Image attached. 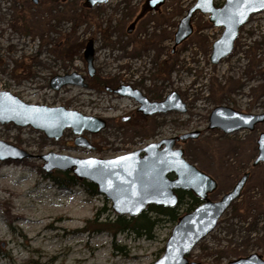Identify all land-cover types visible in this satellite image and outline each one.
Instances as JSON below:
<instances>
[{
    "label": "rangeland",
    "instance_id": "obj_1",
    "mask_svg": "<svg viewBox=\"0 0 264 264\" xmlns=\"http://www.w3.org/2000/svg\"><path fill=\"white\" fill-rule=\"evenodd\" d=\"M84 1L0 0V91L27 104L64 107L106 122L97 135L82 134L93 150L75 146L70 129L53 140L30 127L0 124V141L32 155L0 162V264H153L177 222L163 220L141 236L131 231L113 236L98 225L117 217L110 202L80 186L57 187L44 178L39 157L112 159L195 132L198 138L175 146L215 181L210 201H219L243 174L249 177L188 261L227 264L250 254L264 260V164L252 166L264 123L229 135L208 129L216 107L264 114V12L249 19L231 55L213 66L211 44L222 29L204 16H194L192 35L173 48L177 24L196 0H166L171 11L149 13L131 34L127 29L145 0H112L86 9ZM89 40L95 53L92 78L82 55ZM71 74L86 86L50 87L52 78ZM119 87L137 89L150 101L175 92L187 111L142 117L133 99L113 92ZM126 117L130 120L122 122ZM190 203L184 195L177 205L180 217Z\"/></svg>",
    "mask_w": 264,
    "mask_h": 264
},
{
    "label": "water",
    "instance_id": "obj_2",
    "mask_svg": "<svg viewBox=\"0 0 264 264\" xmlns=\"http://www.w3.org/2000/svg\"><path fill=\"white\" fill-rule=\"evenodd\" d=\"M31 1L38 3V0ZM110 1L112 0H85V6L93 8ZM217 2L221 4L217 6ZM163 4L164 0H145L150 12L157 11ZM263 12L264 8L256 3L241 17L236 14V0H210L206 3L196 0L178 22L173 35V48L184 43L192 35L193 16L206 15L212 27L222 29L219 38L211 44L209 63L215 66L231 55L240 29L252 16ZM133 26L131 24L128 27V33L132 31ZM82 55L88 77L92 78L95 55L92 40L86 43ZM68 85L86 86L84 79L77 74L54 77L50 81V87L56 91ZM115 92L122 97L133 99L138 104L139 112L146 117L187 111L186 105L175 92H171L159 102L150 101L140 91L131 87H120ZM208 122L209 130L218 129L224 135H229L241 130L252 131L255 126L264 123V114H241L220 106L212 110ZM0 124H12L18 128L30 127L53 140L60 139L64 131L70 129L76 136L75 146L90 150H93V146L82 134L87 132L97 135L106 127L105 120L84 116L64 107L27 104L7 91H0ZM198 136L199 133L195 132L164 139L112 159H79L55 153L42 155L39 159L43 162L41 168L45 174L54 171L71 173L76 179L93 184L97 194L110 202L112 211L119 217H138L149 206L174 209L179 202L176 192H190L201 203L193 211L179 217L165 244L163 255L153 264H194L188 261L189 253L213 231L222 215L240 197L249 177L248 173L243 174L219 201H210L209 195L217 187L215 181L187 162L183 151L175 146L178 142L183 143ZM256 144L257 156L252 163L253 167L264 164V133L259 135ZM30 158L32 155L24 150L0 141V162H20ZM89 161L92 163H88ZM170 175L173 176L172 179L169 178ZM227 264H264V260L260 255L250 254Z\"/></svg>",
    "mask_w": 264,
    "mask_h": 264
},
{
    "label": "trees",
    "instance_id": "obj_3",
    "mask_svg": "<svg viewBox=\"0 0 264 264\" xmlns=\"http://www.w3.org/2000/svg\"><path fill=\"white\" fill-rule=\"evenodd\" d=\"M217 5H219V3H217ZM81 6L84 9L87 8L85 6V1L82 3ZM149 13L150 11L147 9L145 5V1H144L136 17L143 18ZM44 178L51 180L59 188L67 189L73 186H80L85 190L87 194L91 196L97 195L96 187L93 184L88 183L86 181H80L76 179L71 173L53 172L50 174H45ZM184 195H188L191 201L190 205L188 206L186 210V213L193 211L194 208L197 207L201 203L190 192H180V193H177L178 200H179L178 205L181 204ZM148 214L153 215L154 218L150 219L148 217ZM179 217L180 216L178 214V206L175 207L174 209H165L161 207L149 206L146 209V211L138 217L126 218V217L117 216L115 220L112 222L105 221L103 223H99L98 225L100 227H105L104 229L109 230L113 236H115L118 233L129 232V231L134 232L138 236H141L142 231H146L148 233L152 228H154V226H156L161 221L169 220V221L176 223ZM100 229L101 228H99V230Z\"/></svg>",
    "mask_w": 264,
    "mask_h": 264
},
{
    "label": "snow or ice",
    "instance_id": "obj_4",
    "mask_svg": "<svg viewBox=\"0 0 264 264\" xmlns=\"http://www.w3.org/2000/svg\"><path fill=\"white\" fill-rule=\"evenodd\" d=\"M203 2H210V0H203ZM231 2V0H230ZM256 3H259L261 8H264V0H236V14L244 17L246 12L252 9ZM200 5H198L199 7ZM124 159V158H121ZM88 163H92L89 161Z\"/></svg>",
    "mask_w": 264,
    "mask_h": 264
},
{
    "label": "flooded vegetation",
    "instance_id": "obj_5",
    "mask_svg": "<svg viewBox=\"0 0 264 264\" xmlns=\"http://www.w3.org/2000/svg\"><path fill=\"white\" fill-rule=\"evenodd\" d=\"M143 18H144V17H143ZM143 18H137L136 16L134 17V19H133V21H132V23H131V24L134 25L132 31L135 30L136 26L138 25V23H139ZM131 24H130V25H131ZM132 31L129 32V33L127 32V33H128V34H131ZM119 88H120V87H119ZM119 88H118V89H119ZM116 90H117V89H116ZM116 90L113 91L115 94H117V93L115 92ZM141 94H142V93H141ZM142 95H143V94H142ZM155 102H159V101H155ZM136 113L141 114V113L139 112L138 108H137V110H136ZM141 116H142V117H146V116H144L143 114H141ZM153 116H155V115H153ZM148 117H151V116H148ZM126 118H128V119H127V120H123V119H125V118H122L121 121H122V122H128V121L130 120V117H126ZM169 178L172 179L173 176L170 175ZM180 192H182V191H177V192H176V195H177V193H180ZM177 197H178V196H177Z\"/></svg>",
    "mask_w": 264,
    "mask_h": 264
},
{
    "label": "built area",
    "instance_id": "obj_6",
    "mask_svg": "<svg viewBox=\"0 0 264 264\" xmlns=\"http://www.w3.org/2000/svg\"><path fill=\"white\" fill-rule=\"evenodd\" d=\"M166 0H165V5H164V7H163V9H166V12L168 13L169 11H171V8L170 7H166ZM206 18V20H207V17L206 16H204V19Z\"/></svg>",
    "mask_w": 264,
    "mask_h": 264
}]
</instances>
